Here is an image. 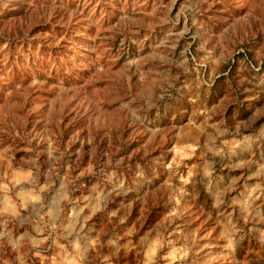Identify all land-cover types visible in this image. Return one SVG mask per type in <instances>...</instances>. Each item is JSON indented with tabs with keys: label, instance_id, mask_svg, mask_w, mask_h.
<instances>
[{
	"label": "rangeland",
	"instance_id": "rangeland-1",
	"mask_svg": "<svg viewBox=\"0 0 264 264\" xmlns=\"http://www.w3.org/2000/svg\"><path fill=\"white\" fill-rule=\"evenodd\" d=\"M0 264H264V0H0Z\"/></svg>",
	"mask_w": 264,
	"mask_h": 264
}]
</instances>
